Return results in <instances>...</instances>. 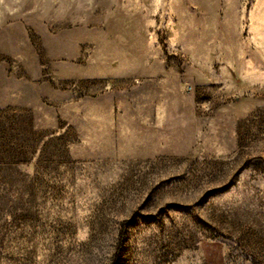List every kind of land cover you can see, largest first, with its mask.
<instances>
[{
	"label": "rangeland",
	"instance_id": "obj_1",
	"mask_svg": "<svg viewBox=\"0 0 264 264\" xmlns=\"http://www.w3.org/2000/svg\"><path fill=\"white\" fill-rule=\"evenodd\" d=\"M0 264H264V0H0Z\"/></svg>",
	"mask_w": 264,
	"mask_h": 264
}]
</instances>
